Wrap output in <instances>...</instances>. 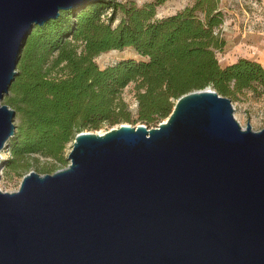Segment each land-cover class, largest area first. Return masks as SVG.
<instances>
[{"label": "water", "instance_id": "1", "mask_svg": "<svg viewBox=\"0 0 264 264\" xmlns=\"http://www.w3.org/2000/svg\"><path fill=\"white\" fill-rule=\"evenodd\" d=\"M83 1L0 0V150L28 33ZM67 159L0 189V264H264V126L211 85L154 126L78 131Z\"/></svg>", "mask_w": 264, "mask_h": 264}, {"label": "trees", "instance_id": "2", "mask_svg": "<svg viewBox=\"0 0 264 264\" xmlns=\"http://www.w3.org/2000/svg\"><path fill=\"white\" fill-rule=\"evenodd\" d=\"M164 1L85 0L32 27L2 100L20 116L6 143L11 167L32 152L66 164L65 147L78 131L127 117L120 92L130 81L136 82L137 118L154 125L180 94L193 89L211 85L231 100L244 89L264 91L260 61L240 56L219 62L216 51L225 41L217 31L223 21L218 0H194L157 16ZM124 46L143 58L103 67L94 59Z\"/></svg>", "mask_w": 264, "mask_h": 264}, {"label": "rangeland", "instance_id": "3", "mask_svg": "<svg viewBox=\"0 0 264 264\" xmlns=\"http://www.w3.org/2000/svg\"><path fill=\"white\" fill-rule=\"evenodd\" d=\"M142 3L147 0H135ZM194 0H165L157 6L156 15L162 16L193 3ZM218 7L222 12L223 21L217 28L225 44L221 50L216 51V56L221 64L235 60L240 56L256 59L264 66V0H218ZM117 19H114L113 24ZM143 58L132 46L123 48H112L100 52L95 56V61L103 67L115 61L127 58ZM56 74L55 71L52 75ZM237 98L231 100L233 114L242 126L247 121L254 130L264 126V91L259 93L249 89H244L237 94ZM120 96L127 103L129 113L126 118L115 123L103 124L97 131H104L112 126H117L121 122L136 125L138 123L154 126V121L144 122L137 118L136 110V82H128L121 90ZM161 118L156 124L164 119ZM20 121V116L15 110L13 122L15 128ZM68 142L64 156L67 159V152L71 146ZM8 143V141L6 142ZM11 157L7 144L0 150V189L12 191L19 187L24 173L34 169L40 173L53 166L63 167L66 164L60 163L56 159L39 152L25 154L20 159H15L14 167H11L9 159ZM52 172V171H48Z\"/></svg>", "mask_w": 264, "mask_h": 264}, {"label": "built area", "instance_id": "4", "mask_svg": "<svg viewBox=\"0 0 264 264\" xmlns=\"http://www.w3.org/2000/svg\"><path fill=\"white\" fill-rule=\"evenodd\" d=\"M107 14H109V11L107 10Z\"/></svg>", "mask_w": 264, "mask_h": 264}, {"label": "bare ground", "instance_id": "5", "mask_svg": "<svg viewBox=\"0 0 264 264\" xmlns=\"http://www.w3.org/2000/svg\"><path fill=\"white\" fill-rule=\"evenodd\" d=\"M165 119V118H164Z\"/></svg>", "mask_w": 264, "mask_h": 264}]
</instances>
